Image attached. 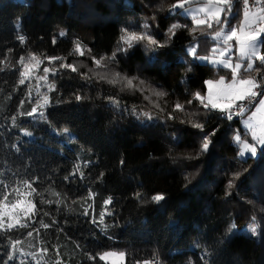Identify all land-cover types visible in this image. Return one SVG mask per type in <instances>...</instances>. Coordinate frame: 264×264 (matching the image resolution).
<instances>
[{"label":"trees","instance_id":"trees-1","mask_svg":"<svg viewBox=\"0 0 264 264\" xmlns=\"http://www.w3.org/2000/svg\"><path fill=\"white\" fill-rule=\"evenodd\" d=\"M175 2L0 0V203H11L14 190L27 182L37 190L29 200L39 209L21 219L26 228L0 233V264H107L98 259L103 251L127 253L125 264L154 257L159 264H264V146L256 157L239 159L231 143L235 129L246 139L238 115L229 121L198 101L187 103L193 93H204L205 81L231 76L185 52L194 44L199 56L211 55L213 29L202 35L181 28L166 47L140 43L117 52L115 61L105 59L107 68L93 63V57L116 51L121 29L141 31L148 24L164 41L172 24L194 27L177 10L169 11ZM240 2L233 3V25ZM76 42L85 55L74 54ZM27 61L40 62L37 73L52 86L46 106L33 115L27 114L34 107L20 83ZM114 73L138 77L134 84L142 90L108 83ZM151 89L167 95L158 98ZM77 95L83 99L77 101ZM109 97L127 110L116 111ZM177 102L185 111L173 113ZM170 113L175 119H167ZM188 121L202 123L203 130ZM206 135L209 150L197 156ZM156 194L164 199L153 202ZM102 212L110 213L104 224ZM16 240L18 251L11 247Z\"/></svg>","mask_w":264,"mask_h":264},{"label":"snow or ice","instance_id":"snow-or-ice-1","mask_svg":"<svg viewBox=\"0 0 264 264\" xmlns=\"http://www.w3.org/2000/svg\"><path fill=\"white\" fill-rule=\"evenodd\" d=\"M192 0H176L175 3L169 5V11L175 12L177 9H180V15L191 16L192 24L194 27L189 25H182L175 23L170 25L168 31L165 33L167 37L166 40L160 41L157 39L151 32L150 26L144 24L141 31L121 29L122 35L120 36V41L118 43L116 51L112 53L109 57H93V63L98 68H107L108 65L104 63V60L107 59L109 62L115 61L117 52L127 53L128 50L133 48L136 44L144 43L146 47L159 48L166 47L171 39L176 35V32L181 28H185L189 31L190 34H195L198 30L202 35H207L208 33L204 29H213L212 39L223 44L222 49L213 48L211 50L212 56H199L197 48L195 45H190L188 49V54L193 56L196 59L205 61L213 64L214 66L219 65L231 72L230 79H226L225 76L221 75L218 79H212L205 81L207 85V95L197 91L192 94V99L188 100V104H192L193 100L198 101L199 105L202 106L205 110H219L221 113L225 114L228 120H232L234 116H244L246 112L250 110V107L254 110L251 111V114L243 121L245 129L248 130L251 134V140L254 143H250L247 139H242L241 133L237 132L233 140L239 146L237 152L238 157L244 158L247 154H251V157L257 156L258 146H264V69L256 67L254 61H259L260 65L264 66V54L261 53V48L264 47V7H260L258 12H253L249 4V0H243V18L239 21L238 24L233 25L231 23L232 19L236 18V14L233 11L234 0H207L206 3H203L200 7L192 9L191 7ZM261 0H256V4H260ZM201 14H203L201 16ZM214 25H219L218 29H214ZM60 35H64L63 32ZM21 43L24 41V37H19ZM235 43L232 44L231 42ZM55 42V41H54ZM233 48H235L236 59H233ZM218 53L219 58H216ZM74 54H79L81 56L86 54V50L79 43L76 42L74 46ZM51 60L60 59L59 57H49ZM23 61V58H21ZM32 60H36L35 56H32ZM25 67H27L25 65ZM61 67H69L72 71H77L76 67L73 65H61ZM2 70V69H0ZM48 68L44 69V72L47 73ZM257 73V76L260 78L257 79V76H253L252 73ZM22 79L20 83H24L25 76L24 72L20 73ZM46 79V77H41ZM101 80H105L104 76L100 77ZM138 77H125L121 76L119 73H114L110 80H107L108 83L115 86L116 84H122L123 88L138 91L142 90L138 88L134 81ZM144 81H140V85H144ZM49 90H52V86H49ZM152 95L162 98L167 95L166 92L158 91L156 89H151ZM257 97H260L258 102L254 103L257 100ZM149 99V97H145ZM77 101L83 99L80 95L75 97ZM109 101L118 106L119 101L109 97ZM47 100L45 99L44 104H39V107H45ZM153 107H159L158 104H153ZM37 109L33 108L31 112L27 113L28 115H33L36 113ZM177 111H185L184 105L180 102H177L173 107V113ZM41 117L44 116L43 112H40ZM147 119L151 120L152 116L148 113H143ZM139 118V116L137 117ZM167 119H175L173 114H169ZM185 123V121H181ZM193 128H199L203 130L204 125L199 122L188 121ZM67 131V129H65ZM214 135V133H212ZM211 144L210 136H205L201 140L200 149L197 152V156L207 152L209 150V145ZM123 164V160L121 161ZM102 175V174H101ZM240 173H236L235 176L238 178ZM27 187L30 189V193L37 192L36 189L32 187L31 183H27ZM233 185L231 181L229 182L228 187L231 188ZM18 192V189L14 190ZM39 194V193H37ZM94 196V193L89 192L88 198L91 199ZM139 199L141 194H136ZM164 199L162 194H156L151 197L153 202H160ZM3 200L8 201V196H4ZM43 203V201H41ZM111 203V199L105 200L104 205L107 206ZM251 203V202H250ZM22 202L17 200L10 204H5V210L0 211V233L11 232L16 228H26L28 225L19 219L23 214L24 219L28 220L32 215H37L39 209L36 204L32 201H28L26 205L22 206ZM8 208H11L13 211H7ZM19 208V211H15ZM48 213H44L47 215ZM84 215H88V210L85 209ZM110 213H100V224H104V216ZM7 218V219H6ZM255 220V217H253ZM41 226L48 228L50 225L45 224L43 221H40ZM55 223V221H53ZM96 223V221H93ZM236 228L235 223L229 225L228 231L232 232ZM248 231L251 232L253 236L259 235L257 226H250ZM29 236L32 235L31 232L28 233ZM20 244L19 240H16L12 243L11 247L18 251L16 246ZM46 253L47 249H43ZM20 255H25V253L20 252ZM99 259L102 261L111 260L112 264H125L127 259V253L123 251H105L97 254ZM95 256H89L88 259H95ZM14 255L9 254L8 260H13ZM7 264V262H5ZM57 264H60L57 261ZM135 264H159L156 258H153V261L137 260Z\"/></svg>","mask_w":264,"mask_h":264},{"label":"rangeland","instance_id":"rangeland-1","mask_svg":"<svg viewBox=\"0 0 264 264\" xmlns=\"http://www.w3.org/2000/svg\"><path fill=\"white\" fill-rule=\"evenodd\" d=\"M199 2H192L191 3V7L192 9H196L198 7H200L203 3H206L207 0H198ZM253 12H258V8H253L251 9ZM181 10L180 9H177V15L180 16V17H183V18H187L191 21L192 23V20H191V16L188 15V16H185V15H180L178 13H180ZM203 14H201L202 16ZM243 18V10L241 11V14H240V19L239 21ZM238 21V23H239ZM237 23V24H238ZM220 27V26H219ZM218 27V28H219ZM217 28V29H218ZM210 38L212 39V34L210 35ZM213 40V39H212ZM213 45H212V49L213 48H217V49H222L224 46L222 43L218 42V41H215L213 40ZM232 44H234L235 42L232 41L231 42ZM190 45H194V44H190ZM190 45H187L185 47V52L188 54V49L190 47ZM262 53V52H261ZM263 54V53H262ZM189 55V54H188ZM213 54L211 55H208V56H212ZM233 59L235 60L236 59V56H235V48H233ZM196 63H200V64H207L209 66H213V67H218V68H223V69H226L222 66H219V65H216L214 66L213 64L211 63H208V62H205V61H201L199 59H196L194 58L193 56L189 55ZM216 58H219L218 56V53L216 54ZM258 62V61H257ZM25 65L27 67H25ZM38 65H40V62H37V61H27L25 64H24V70H22V72L25 73V76L27 77L26 79H24V83H21L24 85L25 87V91H26V95L29 99L32 100V103H33V107L37 109L36 112L40 111L42 108L38 106V103L39 104H44L45 102V99L47 98V95H48V91H49V86L51 85V83L47 80V79H42L41 77H45V74L43 73V75H40L37 73V67ZM49 69V68H48ZM228 70V69H226ZM229 71V70H228ZM230 72V71H229ZM231 74V72H230ZM22 77L20 75V81H21ZM230 79V78H229ZM204 88H205V92L203 93L204 95H207V85L204 83ZM260 97H258V99L256 100V102H258ZM255 102V103H256ZM114 109L118 112H124L127 110V107L123 106V105H114ZM204 109V108H203ZM215 110V109H213ZM254 109L250 107V110L244 115V116H237V124H238V127L242 130L243 133H245L246 135V139L250 142V143H254L252 140H251V134L250 132H248L247 129H245L244 127V124H243V121L247 118L248 115L251 114V111H253ZM216 111H219V110H216ZM220 112V111H219ZM238 132V130L235 129V131L233 132L232 136H231V143L233 145H235L237 147V152L239 150V146L234 142L233 140V137L234 135ZM242 139H245V138H242ZM260 146H258L259 148ZM248 156H251V154H247L245 157H248ZM238 157V155H237ZM244 157V158H245ZM239 159H242L240 157H238ZM243 158V159H244ZM19 191L18 192H15L14 193V200L12 202H15L17 200H20L22 202V206L26 205L29 200V194H28V189H27V186L24 185L22 186L21 188L18 189ZM11 202V203H12ZM6 203H0V211H3L5 210L4 208V205ZM7 204H10V203H7ZM7 211L9 212H12L13 210L11 208H8ZM15 211H19V208H17ZM22 218H24V215L22 214L19 219L21 220ZM7 219V218H6ZM105 252V251H103ZM102 253V252H100ZM98 259H99V256H98ZM102 261V260H101ZM107 264H112V261L111 260H108V261H103Z\"/></svg>","mask_w":264,"mask_h":264},{"label":"built area","instance_id":"built-area-1","mask_svg":"<svg viewBox=\"0 0 264 264\" xmlns=\"http://www.w3.org/2000/svg\"><path fill=\"white\" fill-rule=\"evenodd\" d=\"M249 4H250V6H251V9H253V8H258V10L260 9V7H264V0H261V3L260 4H256V0H249ZM240 9L241 10H243V0H241V2H240ZM263 50H264V47H263ZM260 68H262V69H264V66H262V65H260L259 66ZM252 75L253 76H257V73H255V72H253L252 73ZM260 77L259 76H257V79H259ZM220 114V116H222V117H224V118H226V116H225V114H223V113H219ZM235 117V116H234ZM233 117V118H234ZM227 119V118H226ZM228 120V119H227ZM230 121V120H229ZM157 260V259H156ZM149 261H153V259H151V260H149Z\"/></svg>","mask_w":264,"mask_h":264},{"label":"crops","instance_id":"crops-1","mask_svg":"<svg viewBox=\"0 0 264 264\" xmlns=\"http://www.w3.org/2000/svg\"><path fill=\"white\" fill-rule=\"evenodd\" d=\"M261 52L264 54V50L263 47L261 48ZM259 62V61H258ZM204 92H205V88H204Z\"/></svg>","mask_w":264,"mask_h":264}]
</instances>
